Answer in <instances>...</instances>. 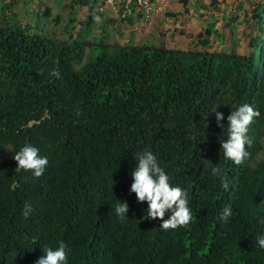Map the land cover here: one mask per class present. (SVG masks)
Listing matches in <instances>:
<instances>
[{
	"label": "trees",
	"instance_id": "obj_1",
	"mask_svg": "<svg viewBox=\"0 0 264 264\" xmlns=\"http://www.w3.org/2000/svg\"><path fill=\"white\" fill-rule=\"evenodd\" d=\"M77 1L91 11L99 2ZM252 18L250 53L208 48L210 25L199 34L205 49L115 42L95 57L72 33L59 39L0 23V264H34L60 240L69 264H264L256 243L264 234V0ZM242 103L261 115L249 129V157L235 164L207 114L219 106L227 124ZM24 144L49 158L39 177L16 170ZM145 148L188 190V225L162 229L129 191L135 152ZM119 199L129 204L125 221L112 207Z\"/></svg>",
	"mask_w": 264,
	"mask_h": 264
},
{
	"label": "rangeland",
	"instance_id": "obj_2",
	"mask_svg": "<svg viewBox=\"0 0 264 264\" xmlns=\"http://www.w3.org/2000/svg\"><path fill=\"white\" fill-rule=\"evenodd\" d=\"M147 1L151 9L138 2L132 12L125 11L124 0H99L92 11L77 0H0V23L59 39L72 33L88 42L92 57L115 42L205 49L199 34L210 25L211 50L253 51L246 32L256 33L249 20L259 0H167L161 9L157 0Z\"/></svg>",
	"mask_w": 264,
	"mask_h": 264
},
{
	"label": "clouds",
	"instance_id": "obj_3",
	"mask_svg": "<svg viewBox=\"0 0 264 264\" xmlns=\"http://www.w3.org/2000/svg\"><path fill=\"white\" fill-rule=\"evenodd\" d=\"M213 106L209 113H215L217 125L223 129L220 139V148L223 156L235 164L243 163L250 155L248 147L253 139L248 135L250 126L256 117L261 115L258 108L249 103H242L231 109L227 116V124L223 123L224 113ZM206 116V117H207ZM14 159L18 162L16 170H31L35 177L41 176L49 164V158L40 154V149L33 144H24L15 153ZM136 163L130 172L132 182L130 192L135 193L137 202H147L148 219L161 218L162 229H176L186 226L192 220V209L188 190L179 183H173V177L167 168L158 159L157 153L150 148L135 152ZM212 176H219L224 187H228L227 179L219 167H212ZM116 217L120 221L128 219L129 204L127 200H118L113 206ZM24 215L27 216L31 205L25 206ZM168 217L164 219L165 213ZM230 205L225 206L220 213L222 219L232 215ZM256 243L264 249V234L256 237ZM43 255L34 261V264H69L71 248L60 240L55 247L45 245Z\"/></svg>",
	"mask_w": 264,
	"mask_h": 264
},
{
	"label": "built area",
	"instance_id": "obj_4",
	"mask_svg": "<svg viewBox=\"0 0 264 264\" xmlns=\"http://www.w3.org/2000/svg\"><path fill=\"white\" fill-rule=\"evenodd\" d=\"M125 2H126V6H127V8H126L125 11H128V10L131 11V8L128 6L130 4L131 0H126ZM138 2L139 3L146 2L147 3V9L148 10L152 8L151 4L147 0H138ZM157 2H158V9H161L162 8V5H164L167 2V0H157Z\"/></svg>",
	"mask_w": 264,
	"mask_h": 264
}]
</instances>
